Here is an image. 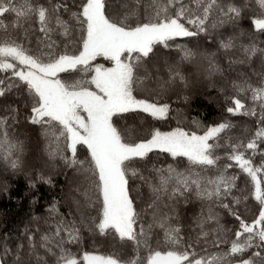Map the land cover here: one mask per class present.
Wrapping results in <instances>:
<instances>
[{
    "label": "snow or ice",
    "instance_id": "1",
    "mask_svg": "<svg viewBox=\"0 0 264 264\" xmlns=\"http://www.w3.org/2000/svg\"><path fill=\"white\" fill-rule=\"evenodd\" d=\"M220 29L227 34L211 35ZM201 36L215 41L229 67L260 60L261 70L231 81L225 95L228 116L255 124L247 141L233 138L227 118L180 126L173 98L187 104L190 94L176 88L190 82L179 64L206 58L211 87L221 73L215 53L175 43ZM260 37L264 0H0V192L24 171V143L15 135L23 125L42 138L52 169L27 173L28 188L54 186L53 172L65 177L62 197L44 215L31 216L16 239L0 237V264H264ZM157 46L175 48L179 60L162 61ZM237 52L243 60L229 56ZM71 72L87 79H61ZM173 112L176 127H146ZM249 199L258 206L251 220L241 209ZM197 201L186 233L180 209ZM85 234L128 245L127 258L85 250Z\"/></svg>",
    "mask_w": 264,
    "mask_h": 264
},
{
    "label": "trees",
    "instance_id": "2",
    "mask_svg": "<svg viewBox=\"0 0 264 264\" xmlns=\"http://www.w3.org/2000/svg\"><path fill=\"white\" fill-rule=\"evenodd\" d=\"M248 24L245 23L241 26V30H246ZM224 32L227 34L225 29L213 31L211 35L213 37H219ZM264 40V37H260ZM176 44L184 45L194 51H201L205 53H215L216 63L221 68V73L211 78V83L215 84V87H211L210 81L206 79H196L193 76L195 74V63L203 60L198 56L192 64L182 63L179 68L188 77L190 87L185 90L180 87L176 88L177 93L190 94V100L187 104L182 103L175 97L173 98V108H178L182 113L184 119L181 121L180 126L189 127L191 119L196 118L204 124H212L222 119H230L235 125V129L232 132L233 138L239 137L247 141L252 131L255 129V124L251 118L238 116L231 117L224 112L225 108V95L231 92L230 83L233 80L242 78L244 75L251 76L252 71H260L261 63L259 58H254L250 63H233L231 67L228 65L227 58L224 54L218 51L214 40L206 41L203 36L192 39H178L175 41ZM157 53L161 60L179 58L175 48L163 49L157 46ZM234 60H243L244 57L239 53L229 54ZM99 63H105V66H110L107 62L98 58ZM61 79L71 82L72 80L87 79L83 73L71 72L61 73ZM253 82H255L253 78ZM221 89L225 90L224 94H221ZM180 119L175 112L169 114V119L164 121H155L148 119L146 127H158L162 131L170 130L177 126V120ZM144 122V121H142ZM28 126L23 125L16 132V136L19 137L24 143L23 161L24 171L13 177L11 181V187L8 193L0 192V237L5 232L9 234L10 239H16L19 237L20 230L25 225L29 224L31 216H42L45 214L44 206L51 203L53 199H60L63 195L62 190L65 189V177L63 175H57L53 172L54 186L38 185L37 191L32 192L27 186V173H32L38 170H44L52 172V169L45 167L41 160L45 162L43 156L44 142L42 138H39L34 130H27ZM223 150H221L222 154ZM154 159H157L159 163H172L170 157L167 154L155 153L150 154ZM81 159L84 158V153H80ZM40 160V161H39ZM225 161L222 159L220 164H224ZM59 171V170H57ZM230 173H238L239 170L236 168L230 169ZM239 183V182H238ZM38 195L39 199L35 204L30 203L32 196ZM200 202L189 204L187 209L181 207V222L185 225V232H188V225L190 223L189 217L193 214V208L199 210ZM66 207V205H65ZM241 209L245 218L251 220L258 211V206L254 200L249 199L246 205H242ZM64 209L62 208L61 211ZM221 221L226 227H233L234 222L229 223L231 218L226 213L221 212ZM228 238H231V233H228ZM83 247L85 250H98L101 253L116 252L124 255L127 258L128 245L115 244L111 240V237H90L87 234L84 236ZM226 247V246H224ZM209 251L214 249L209 248Z\"/></svg>",
    "mask_w": 264,
    "mask_h": 264
},
{
    "label": "rangeland",
    "instance_id": "3",
    "mask_svg": "<svg viewBox=\"0 0 264 264\" xmlns=\"http://www.w3.org/2000/svg\"><path fill=\"white\" fill-rule=\"evenodd\" d=\"M200 58H203V60H201V61H199V62H197V63H195V74L193 73V76H194V78H196V79H206V80H208L207 78H206V76H207V66H208V60L206 59V58H204V57H202V56H200ZM167 61H169V62H173L174 60L175 61H178L179 60V58H174V59H166ZM181 64H179V66H180ZM40 161V160H39ZM39 163H42L45 167H47L46 166V163L45 162H43V160H41ZM48 168V167H47Z\"/></svg>",
    "mask_w": 264,
    "mask_h": 264
}]
</instances>
